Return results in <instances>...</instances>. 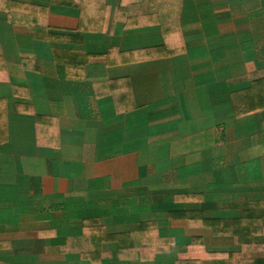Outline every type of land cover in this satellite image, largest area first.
Listing matches in <instances>:
<instances>
[{
    "label": "crops",
    "instance_id": "obj_1",
    "mask_svg": "<svg viewBox=\"0 0 264 264\" xmlns=\"http://www.w3.org/2000/svg\"><path fill=\"white\" fill-rule=\"evenodd\" d=\"M263 73L264 0H0V264H227Z\"/></svg>",
    "mask_w": 264,
    "mask_h": 264
},
{
    "label": "trees",
    "instance_id": "obj_2",
    "mask_svg": "<svg viewBox=\"0 0 264 264\" xmlns=\"http://www.w3.org/2000/svg\"><path fill=\"white\" fill-rule=\"evenodd\" d=\"M249 77V84L232 93V102L238 116L254 108H264V73ZM263 210V202H251L245 212L223 222L205 219L213 235L233 237L240 246V250L231 255L227 264H264Z\"/></svg>",
    "mask_w": 264,
    "mask_h": 264
}]
</instances>
